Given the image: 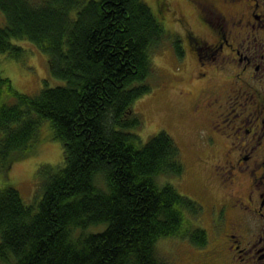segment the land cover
Returning a JSON list of instances; mask_svg holds the SVG:
<instances>
[{
	"label": "trees",
	"instance_id": "16d2710c",
	"mask_svg": "<svg viewBox=\"0 0 264 264\" xmlns=\"http://www.w3.org/2000/svg\"><path fill=\"white\" fill-rule=\"evenodd\" d=\"M0 12V53L18 59L14 42L28 41L65 82L27 95L0 76V166L45 120L63 150L61 165L37 170L29 204L0 189V264H171L159 240L205 246L201 206L168 183L185 174L181 150L165 131L143 142L133 109L151 91L165 15L142 0H0Z\"/></svg>",
	"mask_w": 264,
	"mask_h": 264
},
{
	"label": "flooded vegetation",
	"instance_id": "af4514ba",
	"mask_svg": "<svg viewBox=\"0 0 264 264\" xmlns=\"http://www.w3.org/2000/svg\"><path fill=\"white\" fill-rule=\"evenodd\" d=\"M183 2L193 8L207 37L196 35L180 10L173 19L181 38L172 39V49L182 65L187 53L196 60L199 89L189 101L195 146L212 159L211 178L219 188L216 197L204 189L205 203L197 200V218L208 214L212 246L206 251L208 237L202 247L184 239L191 251L204 250L209 258L197 263L190 257L189 263L264 264V0ZM163 11L171 9L164 5ZM6 171L0 166V177Z\"/></svg>",
	"mask_w": 264,
	"mask_h": 264
},
{
	"label": "rangeland",
	"instance_id": "374dc122",
	"mask_svg": "<svg viewBox=\"0 0 264 264\" xmlns=\"http://www.w3.org/2000/svg\"><path fill=\"white\" fill-rule=\"evenodd\" d=\"M142 1L154 14L163 13L165 15L160 18L166 33V40L152 54L154 71L148 80L152 86L151 91L139 98L133 107L143 124L138 135L144 142L159 131L170 134L181 150L186 174L170 178L168 183L172 184L180 194L188 196L196 202L197 200L201 201L204 189L208 193L207 195L216 197L219 188L211 178V176H215V172L210 171L211 166L209 167L212 159H205L204 151L195 146L197 142L195 124L193 123L195 120L192 119L194 115L189 101L199 89V84H196L195 80L197 63L189 53L184 57L185 65H182V59L178 61L177 55L172 49V39L174 37L180 39L181 30L180 26L175 23L173 15L175 14V18H178L179 11L182 10L186 19L189 20L187 25L190 23V29L200 37H207V31L200 25L197 26L193 8L183 0ZM164 5L171 11L167 13L163 11ZM4 22V17L0 12V27L4 25ZM14 44L22 48V53L18 59L9 54L0 53V75L10 81V85L15 91L33 95L38 93L45 84L48 87H54L65 83L52 76L47 55L38 50L34 44L24 40L15 41ZM218 81L220 80L217 79L216 83ZM186 92H189L188 96H185ZM3 99L5 100L0 102L10 101V97L6 94L3 95ZM34 139L32 148L23 156L14 157L10 161L7 173L0 177L4 183H7L0 182V187L12 186L19 192L22 200L28 204L35 199L38 193L37 170L39 167L49 166L55 169L56 166L61 165L63 159L62 144L53 137L48 121L40 123ZM198 157L204 160H200ZM205 201L203 200L202 203ZM194 226L206 230V237L209 239L206 250L208 251L213 244V239L207 212L198 217V222ZM96 229L100 231L101 227ZM177 239L179 240L177 242L180 243L178 246L172 244L173 238H164L156 244L157 253L171 261V264H197L199 258H209L203 253L204 250L198 254L199 250L196 252L190 250L187 241L179 237ZM190 257L196 258L197 263H189Z\"/></svg>",
	"mask_w": 264,
	"mask_h": 264
}]
</instances>
